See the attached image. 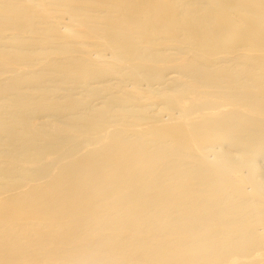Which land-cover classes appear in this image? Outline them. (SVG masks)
<instances>
[{
	"label": "bare ground",
	"instance_id": "bare-ground-1",
	"mask_svg": "<svg viewBox=\"0 0 264 264\" xmlns=\"http://www.w3.org/2000/svg\"><path fill=\"white\" fill-rule=\"evenodd\" d=\"M0 264H264V0H0Z\"/></svg>",
	"mask_w": 264,
	"mask_h": 264
}]
</instances>
